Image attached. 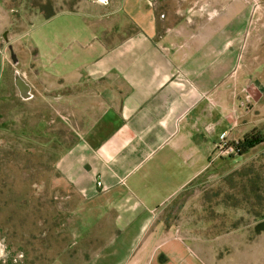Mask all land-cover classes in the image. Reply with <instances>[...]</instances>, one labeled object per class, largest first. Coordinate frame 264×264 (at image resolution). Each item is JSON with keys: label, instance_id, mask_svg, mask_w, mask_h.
<instances>
[{"label": "crops", "instance_id": "obj_1", "mask_svg": "<svg viewBox=\"0 0 264 264\" xmlns=\"http://www.w3.org/2000/svg\"><path fill=\"white\" fill-rule=\"evenodd\" d=\"M85 1L97 13L74 24L65 44L24 51L0 0V102L11 67L13 84L17 70L30 98L71 119L54 168L86 229L78 260L195 264L184 230L199 224L202 182L223 160L212 153L251 130L264 135V32L253 40L254 64L235 72L242 42L222 30L232 11L218 20L180 13L185 0Z\"/></svg>", "mask_w": 264, "mask_h": 264}, {"label": "rangeland", "instance_id": "obj_2", "mask_svg": "<svg viewBox=\"0 0 264 264\" xmlns=\"http://www.w3.org/2000/svg\"><path fill=\"white\" fill-rule=\"evenodd\" d=\"M3 1L10 10L7 29L19 37L18 48L24 51L32 45L61 47L74 24L97 13L95 4L85 0ZM78 2L74 13L66 11ZM185 2L192 3L180 8L184 15L197 9L218 14L219 20L232 11V21L222 30L236 34L242 42L235 72L254 64L251 56L258 49L253 40L258 31L264 32V0ZM34 5L63 11L45 18ZM223 42L218 40L217 48ZM12 76L10 67V95L8 101L0 102V264H93L94 254L78 260L82 258L77 254L79 238L86 229L79 224L73 197L58 184L54 168L61 147L73 133L71 119L53 111L47 102L22 99ZM212 154L223 160L215 178L202 182L200 222L185 226L184 234L194 242L185 237V243L191 245L195 264H264V231H254L264 221V140L240 157L223 150Z\"/></svg>", "mask_w": 264, "mask_h": 264}, {"label": "trees", "instance_id": "obj_3", "mask_svg": "<svg viewBox=\"0 0 264 264\" xmlns=\"http://www.w3.org/2000/svg\"><path fill=\"white\" fill-rule=\"evenodd\" d=\"M33 6V5H32ZM35 7H38L39 12L45 17L50 18L54 16L55 14L63 11L60 8H54V9H48L44 10L41 6L34 5ZM69 11L73 9H68ZM264 140V136L257 130H251L250 132L243 135L242 138L235 140V141H227L224 140L221 141L219 144H224L225 147H232V152L229 153V156L231 157H239L243 154H245L248 150H250L255 145L259 144ZM216 151H218V148H216ZM255 232H261L264 231V221L259 222L254 227Z\"/></svg>", "mask_w": 264, "mask_h": 264}, {"label": "water", "instance_id": "obj_4", "mask_svg": "<svg viewBox=\"0 0 264 264\" xmlns=\"http://www.w3.org/2000/svg\"><path fill=\"white\" fill-rule=\"evenodd\" d=\"M3 37H4V39H6V33H3ZM7 49H8V52H9V57H10L11 63L14 66L17 65L18 59H17V56L15 54V51H14L12 45L8 44L7 45ZM13 81H14L15 87L18 90L19 96L22 99H28V98H30L32 96V94L30 92L31 86L29 85V83L26 82L24 77L17 70H15V72H14Z\"/></svg>", "mask_w": 264, "mask_h": 264}, {"label": "built area", "instance_id": "obj_5", "mask_svg": "<svg viewBox=\"0 0 264 264\" xmlns=\"http://www.w3.org/2000/svg\"><path fill=\"white\" fill-rule=\"evenodd\" d=\"M218 150H223V152L229 154L232 152V147L228 146V147H225L223 144H219L217 145Z\"/></svg>", "mask_w": 264, "mask_h": 264}]
</instances>
